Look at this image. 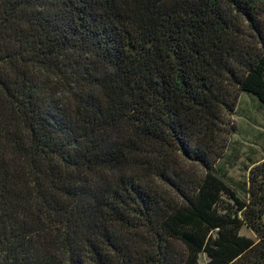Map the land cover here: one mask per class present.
<instances>
[{
    "label": "trees",
    "instance_id": "obj_1",
    "mask_svg": "<svg viewBox=\"0 0 264 264\" xmlns=\"http://www.w3.org/2000/svg\"><path fill=\"white\" fill-rule=\"evenodd\" d=\"M242 91L264 0H0V264H264V158L217 167Z\"/></svg>",
    "mask_w": 264,
    "mask_h": 264
},
{
    "label": "rangeland",
    "instance_id": "obj_2",
    "mask_svg": "<svg viewBox=\"0 0 264 264\" xmlns=\"http://www.w3.org/2000/svg\"><path fill=\"white\" fill-rule=\"evenodd\" d=\"M231 119L237 128L230 136L225 155L217 167L238 193L244 196L248 173L246 168L264 158V103L255 94L242 91ZM243 233L253 236L246 228Z\"/></svg>",
    "mask_w": 264,
    "mask_h": 264
}]
</instances>
